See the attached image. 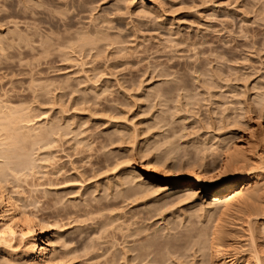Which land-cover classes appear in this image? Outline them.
<instances>
[{"label":"rangeland","instance_id":"1","mask_svg":"<svg viewBox=\"0 0 264 264\" xmlns=\"http://www.w3.org/2000/svg\"><path fill=\"white\" fill-rule=\"evenodd\" d=\"M6 1H8V3L10 1L11 4L13 3L12 4L13 5L12 10H16V14L19 13V12H17L18 10L20 11V14H18V17L16 19H18V21H19L20 28H23L24 27L23 25H25L24 22L26 21V19L24 20L25 14L23 15V13H22L23 9H21V8H23V5H24L22 0H18V3H17V0L16 1L15 0H6ZM65 1H67V0H64V1L60 0V2H62V3L60 4V2H58L59 5L57 7H54L52 5L53 8L51 7V5H49V7H48V5L46 4V1H43V2L40 1V3L42 2L43 4L41 5L42 7L39 6L38 10L44 9L43 11L46 14L43 15L45 17L43 19H45L46 21H44L40 25L37 24L36 26L37 27L39 26L41 28L42 27L45 28L48 25V21L49 22L50 21H53V22L57 21L58 22V20L60 21V19H61L60 22H62V20L64 21V18L66 20V17H68V18L69 17L70 18L76 17V18H74L75 20L73 19V22L75 24H77L76 27H79L81 22H82L81 24H83V25L85 24L84 25L85 27H87V25L89 27L90 23H91L90 26H92V20L95 21L96 15L99 14L100 16L98 15L99 17H97L96 22L98 24V21H99V25H101V26L103 25L104 28L106 25H108V22L103 24V22L100 23L99 19L103 20L105 17L107 20H110V18H111L112 21L110 22L109 26L108 27L106 26V27L108 30V36H111L110 38L112 39L114 44L112 43L111 39H109L111 42L110 44H109V40L107 41L108 36H106L107 30L105 28V31L104 30L103 31L106 34L105 33H103V34L107 38L105 39V42L103 40V42L101 41L102 43L101 42L100 43L101 44L106 43L109 46L107 48L105 45L103 46L104 52H102V53L100 52L101 54L99 53L100 57L97 56L98 54L93 55V52L91 53L93 56H95L94 58L96 60L92 57L91 54H89L86 57H85V55H87V54L81 55V57L79 55V58H75L76 60H72V62H71V60H69L70 62L68 60H66V62L64 60V62H63L62 60L60 61V59H59L60 57L53 58V56H52V58H50V59L51 60L54 59V60H53V62L49 63V66H48V64H46V61H44V59H40V61H38L39 62L38 68H41L43 70L42 72H44V73L41 72V74H39V73L35 74L36 71L33 72L32 70L30 72L29 68L31 69V66L29 64L31 61L29 60V64H28V62H27L28 59H26V58H25V60H23L24 58L22 59V57H21V58H19V61H17L18 59H16V58H7L6 63L3 65V68L0 70V98H1L0 100L8 99L9 96H11V98L14 96V98H12V100H11V98H9L12 102H14L13 103L14 106H17V105H15V103H17V104L19 103L18 105H24L25 104V106L31 107L30 108L31 111L29 110V115L30 116L32 115L35 118V119H33L35 121H32V123H35L34 126H36V125L38 126L40 123L41 124L44 123V121H47L49 118L51 120L53 119L54 121H56V120L61 121V122H59L60 124H63L67 119H69L72 121V123H69L70 121L67 120L68 123L71 124L72 126L73 125L75 126V127L71 126L70 127L71 129L77 128L80 130L81 126H82L83 129H81V130L87 132V134H85V135H83L84 133L79 135L78 138L82 135H83L82 137L89 135L87 137L90 138V140L94 139V138H96V139L93 142V144L91 145V149L88 148L87 149L88 151H86V149L84 148V151H86L88 153L89 157H87V153L84 152L82 155H83V157L84 156H86V157L83 158L81 154L75 153L76 152L75 149L72 148V147H75L73 145L74 143L72 144V142H74L76 140L72 137L73 134H68V136L66 135V137L64 136L63 138L61 137V140L62 139L63 140L58 142V144L55 143L57 146L55 145L54 147H52V149H49V150H51V152H53V156H54L52 161L51 160L48 161V163L51 162L50 164H48L47 162H44V161L43 162L40 161L38 163V161H37L38 166H37V168H35L36 170H33L34 173L32 172L31 175H28L25 178H24V175H23V177L20 176L21 177L20 180L16 181V183L14 182V184H12V185L14 186V188H16L17 191L20 190V192H22L27 198L29 196L31 197V198L29 197L28 201L26 200V202H25L27 211H29V212L32 211L34 214H36V216L38 218H43L47 222H50L49 225H51V227L48 226L46 233L43 236L44 238H46L48 236H52L53 238L58 239V237H59V239H60V240L58 239L59 243L61 240H62V243L64 240L65 241L69 240V241H72V242L68 241L70 243V244L67 243L69 245V247L70 248H77V249L84 246L85 245L84 243H86V242L87 243H89L91 241L93 242L94 245L92 243H89L90 247L92 244V247L91 248L89 247L90 249L87 248L88 250L87 249L85 250V251H87V252H85L86 255H85L84 251H81V250H79V251L81 254L84 253L83 255H81L80 253H77L78 255L80 254V257L78 258V262L80 264H85L84 261H86L90 257H91V261L90 260L88 261L89 264H91L92 262H93L92 264H98V263L104 264L103 261L107 260L106 258H108L110 256L111 257L108 259L110 260L111 258H115L114 260L117 262L116 264H122V263L126 264V262L129 261L130 259H133L132 260L133 264H151L152 263V261H150L151 255L147 254L148 258L146 260L143 257H141L144 260L141 259V260H143V262L140 261V263H139V261L137 262L138 258L135 259V258H133V256L138 257L137 253L140 250H138V252H134V251H137V249H139L141 245H143L145 250H147V248L149 249L150 245L154 244L157 239H159V240H157L158 242L156 241V243L161 244V246H160L161 249L163 248L162 245L164 246L166 244V245H168L167 246L168 250L172 248L175 250H170V251H174L177 254H179L181 252L180 253L181 255L179 254L178 256H177V254H174V252H172V255H173L172 256L170 251L168 252L167 249L165 248L166 245L164 246L165 251H166V253H165L164 248H163V250H161L160 248H158L159 245L157 244L158 246H156V249H160V251H162V252L164 251L163 253L166 255L164 259L166 260L167 257L169 258V259H167L166 262H164L165 261L164 260L162 262L163 264H172V263L173 264H188V263H190V261L192 262L190 264H202L201 260H200L201 257H199L200 253L196 252V246H194L195 248L192 246L194 241H195L194 239L197 240V237L196 236H195V238L192 237L193 238L192 239L191 237L187 236L188 231L186 229L189 228V224H192L194 227H197V228L202 227L205 224V222L208 220V217L210 215L209 213H211L210 210L212 211L214 209V205L206 206L205 204L200 203V201L197 199L189 198L188 200H186L187 199L186 197H184V198L181 196L179 197V196H176V194H169L172 196L169 197V195H168V198H167V195H163V193L158 192L159 190H157V189H155V191H157V192H155L153 189H154V187L157 188V186H158V188H160L162 186V189H160V191H161V190H163V186H164V185H161V182L163 180H167V179H171L172 181L175 180V178L171 176L172 175L171 163H174L171 161L175 160V163H177V161H178V157L174 156L175 155L174 153H176V152L180 153V157L182 159H180V157H179V161L181 160V162H184L187 159L185 157H190V153H188L189 151L190 152L196 151V150H192L193 147L191 145L195 146V145H198L200 143L199 144L200 147L203 146V145H201V143L203 144V142L200 141L201 140L200 138L205 140L209 136V138H208L209 140L212 138L211 142L207 141L208 140L207 139L204 142L205 145L206 144L208 145L210 143V145L214 144V146H215V145H219L221 140L223 141L225 139V138H223L224 137L223 134H225V137H227V136L229 137L230 131H233L234 128H236V127L233 126V127H228L229 129H227V128L221 129V126H220L221 124L217 120H221L222 117L224 118L225 116H223V115H227L228 113L229 114L232 113V116H234V117H236L238 115L237 118L239 117L240 119L238 118L236 121L234 118L235 122H237V123H240L241 120H242L241 122H245L246 120H248L249 122H255V121H257V119H261L262 121L264 120V104L263 105L261 104L262 106H260L259 104L256 105L252 100L253 97H255V95H256V94L254 95L255 92L257 93L256 96H258V95L263 96L264 95L261 93V92H264V89L261 88L264 86L263 85L264 84V81H263L264 80V45H261L262 43L260 42V38L262 36H264V22H263L264 18H262V17H264V9H262V7L264 8V4L262 5V2H264V0H158L157 4L155 3V5L150 4L148 1V3L150 4L149 8L150 9L155 8L154 9L155 12H153L154 10L152 9L153 13L151 12V13H144V14L141 12L139 14V11L137 8V6L139 7V3L137 0H132V1L130 0L129 2L122 0L123 3H122V1L120 3V0H102V1L101 0H84V1H86V2L83 1L84 3L75 2L76 0L75 1L69 0V2L67 1L69 4H66ZM77 1H79V0H77ZM130 2H132V3H130ZM73 3H74V5H73ZM119 3H120V5H119ZM18 4H19V6H18ZM65 4L67 6H65ZM78 4H79V6H78ZM125 4L127 5V7L125 6ZM16 5H17L18 10L16 9ZM44 5H46V7ZM59 6L60 7L62 6V7L59 8ZM115 6L121 7V9H117L118 14H117V10L115 9ZM4 7H6V6H4ZM4 7L1 6V4H0V9L2 8L4 10L5 9ZM35 8H36V6H35ZM62 8H63V11H62ZM146 8H148V7H146ZM56 9H58L59 11ZM259 9H261V10H259ZM45 10H46V12H45ZM47 11H49V13L50 12L52 13V14L50 13V15H52L53 18H52V16L51 17L49 16V13ZM56 12H58V13H56ZM77 12H78V14H77ZM260 12H261V14H260ZM60 13H62V14L59 15ZM113 13H114V15H113ZM103 15H104V17H103ZM43 16H41V17H43ZM93 16H94V18H93ZM54 18H55V20H54ZM9 20H11V19H9ZM21 20H22L23 24L20 23ZM79 20H80V22H79ZM261 20H263V21H261ZM96 22H94L93 25ZM6 23H7L6 21H2L0 23V34H1V36L3 35L4 37H8L7 30L9 32V29H12V25L6 24ZM111 23H113V25ZM8 25H9V27H8ZM103 26H102V28H103ZM7 27H8V29H7ZM112 27H114V28H112ZM117 27H119V28H117ZM121 30H122V32H121ZM230 30H231V32H230ZM120 33H122V34H120ZM230 34H231V36H230ZM104 35H103V37H104ZM113 35L117 36L118 39H117V37L113 38ZM206 36L210 40L208 42L210 44H208V45H211V47L214 50L211 52L206 51L204 53H197L196 49H194L195 50V52H194V50L191 48L189 42L193 41V40H199V39L204 38ZM251 37H252V40H251ZM253 37H255V38L253 39ZM119 40H122V41L120 42ZM123 40H124V42H123ZM115 42H116V44H115ZM119 42L121 45L119 44ZM248 42L250 43V45ZM118 46L121 47L120 50L116 49V48H118ZM195 46L198 47L199 45L196 44ZM8 49H6V50H8ZM229 49H231L232 53L234 52V54L236 56L234 54H232L231 51H229ZM6 50H5V52L10 51V50L6 51ZM226 54H228V57ZM72 55L74 58V56L76 54H72ZM229 55H234L235 58L233 59L232 56L230 58ZM77 56H78V54H77ZM180 57H181V59H180ZM177 58H179V59H177ZM206 58H208L207 60H210L211 62L207 61ZM227 58H230L231 60L230 59L228 60ZM20 60H21V62H20ZM205 60L207 62H205ZM77 61H78V64L80 65L79 68L81 67L82 63L84 62L81 69L87 70L89 68L90 71H87L86 73L84 72L85 70L77 72V70L79 69ZM80 61H81V63H80ZM189 62H191V64ZM201 62L203 64H201ZM70 63L72 64L71 67H70ZM85 63H86V65L84 66ZM211 63L213 65H211ZM33 64H37V60H36V63L33 62ZM75 64H77V65H75ZM192 64H193L194 68H196L195 66H198L197 64H199V66L202 65L200 67H204V64H205L204 69H205L206 73L205 72L204 73L206 76H208V78L212 74H214L216 71H214V73L212 72V74L208 73L209 69L208 68L206 69L207 65L208 66L211 65L210 66V70H211V69H214V66H216L215 67V69H216L218 67L217 65L222 64L223 65V66L221 65L222 69H226V72H224V74L225 73H228V74H225V75L223 73L220 74V72H223L225 70H222L221 67L219 66L218 68H220L221 71H220V69H217V70H218L220 75H223V77L220 76V78H222L223 80L220 79V82H219V80H218L219 74H217L218 72L215 73L214 76L212 75L214 78H212V80L210 78V80L212 82L213 80L217 79L216 81H218L220 84H222V86H219L220 84H218V87H217L218 82L217 83L215 82L216 87L215 86L213 87V83H211L209 81V79L207 80L206 76L205 77H204V75L202 76V74H204V73L200 72L201 75H199L200 73H198V72H196L197 74L195 72L193 73V71H192L194 69L193 67H192L193 69L191 68L192 70H190V67H191L190 65H192ZM32 66H34V65H32ZM93 66L94 67L96 66L98 68L96 71L94 70V72L92 70L94 68ZM188 66H190V67H188ZM226 66H227V68L231 67V69L228 70L227 68H223ZM48 67L49 68L51 67V69H48ZM57 67L60 68L61 70L60 69L57 70ZM66 67L68 68L69 71L67 70ZM173 67L176 71H173ZM64 68H66V69L64 70ZM170 68H172V69H170ZM178 69H180V70L177 71ZM182 70H183V72H182ZM207 70H208V72H207ZM172 71H173V73L177 72L176 74H178V75L174 76L175 73L174 74L171 73ZM75 72H77V73H75ZM189 72H192V73H189ZM83 73H85V75ZM165 73L166 74L168 73V74L165 75ZM169 74H171V75H169ZM216 75H217V77L215 78ZM172 76H174V77L172 78ZM200 76L203 77V79ZM89 77H90V79H88ZM205 78L207 81H209L212 84L211 88H210V85H207L209 82L207 83V81H205ZM87 79H88V81H87ZM175 79H177V81ZM184 80H186V82ZM201 80H204L205 82L204 81L203 82L205 84H203ZM221 80L223 83L221 82ZM80 81H82V82H80ZM173 81H176V82L173 83ZM178 81H179V83H181L180 84L181 87H182V85H184L186 83V86L184 85V87L186 89L189 88L188 83H189L190 87L194 86L196 84L195 85L196 88L194 87L193 89H188V90L185 89L187 92L185 90L183 92H181L183 90L182 89L183 87L180 90H178L180 92L179 94L184 93V95L188 94V91H190V90L193 92V96L195 95L194 97L196 99H199L198 102L195 99L196 103L194 101V103H195L194 107L195 108L192 107V105L190 104L191 106H189V105L184 106L185 108L183 109V107L180 105L181 103L175 104L174 100H172L174 102H170L171 99L169 97H168L169 100H166L167 95L170 96L173 94V93L172 94L170 93V95H169V92H170L169 89L171 88V85L173 86L174 84H176L179 86V84H177ZM199 81L203 84V87ZM50 82H52V83L49 84ZM71 83L73 84V86H71L72 85ZM76 83H77V86H75ZM158 83H160V84H158ZM198 83H199V86H198ZM64 84L66 86H69V88H70V86L76 87L75 90H77V92L76 91L70 92V90ZM169 84H170V88L168 89ZM204 85H207V87H205ZM223 85L225 86V88H222V87H224ZM233 85H235V86L233 87ZM40 86L41 87L45 86V88H43L44 91L42 90V88L40 89ZM91 86H92V88L96 87L93 89L94 90L96 89L97 92L100 91L99 89H104V86H107L106 87L107 90H105V92L106 91L107 92L105 93L104 90H101V92L103 91L102 96L100 95L101 93L98 95H95L96 91L94 92L95 94L90 93V92L94 91V90L90 91L92 89ZM159 86H162V88H164L165 86L166 87L164 89H162ZM187 86H188V88H187ZM229 86H230V89L233 91H231L229 89ZM32 87L34 90H36V89H39V90L34 91L32 89ZM64 87H66V88H64ZM155 88H157L160 92L162 91L163 94L162 93L160 94V92H159V94H160L159 96L161 97L162 100L159 99L160 97L157 98L158 94H157V96H155V93L153 92ZM166 88L169 92L164 93L166 91L165 90ZM217 88H219V89H217ZM221 88H222V90H221ZM253 88H255V89H253ZM46 89H48L49 91ZM157 89H155V91ZM195 89L197 91H200V92H197L198 94L199 93H201V94H199L197 96V93L194 92V91H196ZM208 89H209V91H207ZM151 90H152V92H151ZM163 90H165V91L163 92ZM256 90L257 91L259 90V91L257 92ZM33 91L36 94L33 93ZM47 91H48V94L46 93L47 96H45L44 92H47ZM191 91L189 93H191V96H192ZM204 91H206V93H204ZM221 91H222V93L224 92L223 94H226V95H224L226 98L225 103L222 102V101H224V99H223L224 97L221 96L222 97V100H221V97L219 96V93ZM225 91H226V93H225ZM234 91H236V92H234ZM82 92L86 93V95H84L86 97L91 98L94 96V98H96L95 96L100 95L99 96L100 98L98 97L99 99L96 98V100L98 99L97 101L94 99V101H90V102L85 103V104H76V103L74 104V102L77 100L78 97H79V99L81 97H83V96H81L83 94ZM215 92H217V93H215ZM227 92H229V94ZM242 92H244V93H242ZM259 92H260V94H259ZM161 95H164L166 98L164 96H161ZM220 95H221V93H220ZM19 96H20V98H19ZM173 96L174 95H172V97ZM183 96L180 95V102H182V101L184 102ZM196 96L200 97V98H197ZM229 96H230V98H229ZM194 97H193V99H194ZM234 97L236 99H234ZM255 98H256V100H258L257 97H255ZM261 98H264V97H261ZM13 99H15V100H13ZM16 99H19V100H16ZM174 99H175V97H174ZM181 99H182V101H181ZM237 99L238 100L240 99L241 102L238 101L236 103ZM20 100H21V102H18ZM42 100H44V101H42ZM200 100H202V101H200ZM230 100H232V101L234 100V103H232V101L230 102ZM163 101L165 104L164 108L166 107V110L169 108L167 110L168 112L165 111V109L163 108ZM219 101L221 103H223L222 105H224V106H221L219 104L220 103ZM261 101L262 100H260L259 103H261ZM160 102H162V103H160ZM165 102H167V103H165ZM229 103H231V104H229ZM13 104H11V105H13ZM233 104H234V106H230ZM173 105L176 108H177L176 105H178V108L180 106V110L175 108L176 110L179 111L177 114H176L177 111H175V109H172V108H174ZM218 106H220L221 108H218ZM252 106L253 107L255 106V108H253ZM256 106H258V107H256ZM170 107H172V108H170ZM181 107H182V112H181ZM189 107H191L192 109ZM227 107L230 108L229 109L230 112L228 111ZM239 107H241L242 109H240ZM162 108L164 109V111H163L164 113L167 112V114L165 113L167 118L164 117L163 112H161ZM225 108H226L228 113H226ZM187 109L192 110V112L189 110L187 111ZM244 109L245 110L248 109L249 112L248 111L244 112ZM172 110H174V111H172ZM183 110L184 111L186 110L187 112L186 111L184 112ZM220 110L221 111L224 110L225 113H224V111L221 112ZM257 110H260V112H258ZM160 112H161V115L163 114L162 118H164L162 120V122L167 120L165 125H164V122L162 123L159 121V118H161V115H159ZM174 113L176 115H174ZM234 113H236V114L238 113V114L236 115ZM244 113H246V115ZM241 114H244L243 118H241ZM221 115H222V117H220ZM36 116H37V118H36ZM157 117H158V119H157ZM180 117L182 119H180ZM246 117H247V119L245 120ZM194 119H195V122H194ZM157 120L159 122H157ZM181 120H183L184 124L181 123ZM169 121H170V123L167 124ZM196 121L198 122L197 123L198 125L196 124ZM178 122L180 124H178ZM76 123H78V124L76 125ZM81 123H82V125L80 126ZM94 123H96V124H94ZM112 123L114 125L116 123L118 124V125L116 124L114 126L115 128L113 127L114 131H115L116 127H124V125H127V124H128L127 126H130V124H132V126H133V124L134 125L136 124V128L138 129V130L135 129L136 131H138V132H136L137 138H135L134 143H133V141L131 143V140H129L128 138L125 137L124 139H122L123 142L121 140V142L119 141V143H116V142H118V141H116V142H114L113 145H110V146L107 145V146H109L107 148H106V146L103 147L104 149L100 148L99 150L101 153L102 152L109 153V154H107V155L105 154V155L108 158L110 157L109 159L112 158L110 160L112 162L111 165H114L113 161L115 162L117 159L123 160L125 162L121 163L122 161L120 162L117 160L116 162L117 163L119 162V164L120 163L121 164H120V167L118 165V168H116V166H114L115 171L112 169L113 167L111 165H109L106 168L105 167H103L102 169L100 168V171L97 170V171H99L98 175L100 173V176L98 177V175H97V176H94L95 177L94 178L93 174L91 175V171L89 170L90 168H92L90 165L95 158L94 149H96V147L98 146V140H100L101 138H104V136H106V135L110 136L114 132L113 129L112 130L110 129L113 126ZM159 123H161V124H159ZM199 123H201L202 125ZM121 124H122V126H121ZM181 124H183L184 126ZM199 125H201L202 128L199 127ZM78 126H79V128H78ZM94 126L95 127L97 126V127L95 128ZM179 126L180 127L183 126V128L184 127L185 128L180 129ZM109 129L111 132L110 131L107 132ZM199 129H201V130H199ZM244 129H246V128H244ZM244 129H242L241 133L239 132L240 135L243 133L244 134L246 133V131ZM101 130H102V132L105 133V135H103L104 133L100 132ZM173 130L175 133L173 132ZM224 132H226V133H224ZM93 133L97 134V135H94ZM108 133H110V134H108ZM101 136H103V137H101ZM213 136H214V138H213ZM218 136H220V137L223 136V137H221L222 139H219L220 137H218ZM72 138L74 139V141H72ZM98 138H100V139H98ZM105 138H107V137H105ZM113 138L115 139L116 137H113ZM196 138L198 139L199 143H197L198 141ZM136 139H137V141H136ZM90 140H88V141H90ZM192 140H194V141L191 142L192 143L191 144L190 141H192ZM195 142L197 144H195ZM106 143H108V142H106ZM181 143H182V145H181ZM187 144L188 145L191 144L190 147H192V148H189L190 150L186 149L189 147ZM168 145H170V146L173 145L174 148H176V146L178 147L180 145L179 148L178 149L176 148L175 152L172 153L174 155L171 154L175 159H173V158L171 159L170 155L169 156L167 155L168 157L166 156L168 159L166 157L165 158L162 157L163 155L161 156V152H163V151L166 152L165 150H167ZM199 145H198V147H199ZM170 146L168 147L169 149H170ZM156 147L158 149H156ZM200 147H199V149H200ZM174 148H172V149H174ZM184 148H185L187 154H189V155L185 156L183 154L185 156L183 158V156H182L183 152H181V151H183ZM196 148L197 147L195 146V149ZM42 149L33 151V152H35L34 153L35 155L38 152L36 155L38 158L41 156V154H42V157L44 156L43 154L45 152H43V151H45V150L44 149L42 150ZM72 149L74 150V154H73ZM111 149L112 150L115 149V151H112ZM161 149H163V150H161ZM107 150H109V151H107ZM139 150H141V151H139ZM110 151H112V152H110ZM156 151H158V153ZM186 152H184V153L186 154ZM111 153H113L114 156ZM34 154H33V156L36 157ZM108 155H110V156H108ZM118 156L120 158H118ZM86 158H88V159H86ZM161 158H163V159H161ZM190 159H191V157H190ZM127 160H129V162H127ZM187 161H188V159H187ZM128 165L129 166L135 165L143 173L142 177L147 176V175H153L154 176L152 184H155L156 186L153 185L154 186V187H152L153 189H151L149 187L150 188L149 191H154L155 194H154V192H152L150 194V192H148L146 190L151 195L150 196L148 194L149 195L148 196L145 193V191L139 193L140 191H138L136 188H135L136 193L133 192L134 191L133 185L139 180V178L138 179L136 178L137 181H136V179H134V180L129 179V180H131V182H130L131 184H128V183H127V185L122 184L121 185L122 187L121 186L120 187L114 186L115 185L114 182L118 181L117 178L120 177L119 175H121L123 173L122 171H124V169H127L129 167ZM110 166L112 167L111 169L109 168ZM72 168H75V170H72ZM169 169H170V171H169ZM85 170H87V171H85ZM197 170H198V168H197ZM52 171H54V172H52ZM55 171H57L56 174H55ZM172 171H173V169H172ZM83 172L87 173V174L86 173L84 174L85 177H81V176H83L82 175ZM101 172H102V175H101ZM104 172H106V173L104 174ZM52 173H53V175H52ZM116 175L119 177H117ZM78 179H79V181H78ZM132 182H133V184H132ZM107 183H108V185H107ZM99 185H101L100 188H99ZM128 185H131V188L129 190H131V189L133 190L130 193H129L128 188H126V186L129 187ZM104 186L106 187V189ZM107 186H109V190L107 189L108 188ZM113 187L114 188L116 187V189L117 190L119 189V191H116V189L114 190ZM95 188H96V191H95ZM110 188H112V189H110ZM122 189L125 190L124 193L122 192L123 191ZM106 191L108 193H106ZM112 191L113 192L114 191L119 192V194L122 192V195L128 192L129 196L123 197L124 195L123 196L120 195L119 196L120 199H119L117 196L118 193L117 194L115 193L114 194L115 197H114ZM137 192L139 193V196H138ZM100 193H102V194H100ZM142 193H144L145 196H144V194L142 195ZM105 194H106V196H110L111 198H113L115 200V202L113 200H111V198L104 196ZM130 194L132 195V197H133V195H135L136 197H133L134 198L133 199ZM164 194H166V193H164ZM126 195H128V194H126ZM177 195H179V194H177ZM116 196H117V198H116ZM137 197L140 199H138ZM165 197H166V199H165ZM36 198H37V200H39V202H35ZM101 198H102V200H100V202H99L98 199H101ZM128 198H132V199H128ZM135 198L137 199V201L135 200ZM91 199H94V201ZM95 199H96V201H98L97 203H96ZM105 199H108L109 202ZM176 199H177V201H176ZM124 200H126V201H124ZM133 200H135V201H133ZM182 200H183V202H181ZM105 202H108V203H105ZM171 202L172 203L175 202L176 204L172 205ZM79 203H80V205L78 206V208L75 206L76 209H73L74 206L72 204L78 205ZM168 204L169 205L171 204V205L168 206ZM111 205L115 209L117 208L115 210V212H114V208H112ZM81 206H83V208ZM85 206H88V207H85ZM97 206L99 208L100 207L103 208L105 206V209H108L109 211H105V210H102V212L98 211L97 209H95V208H97ZM107 206H109L110 209ZM146 206H147V208H146ZM163 207H165V209ZM200 207H202L203 209ZM84 208H85V210H86V208H88L91 210L93 209L95 211L89 210L91 212L89 214L87 211L84 210ZM81 209H83L86 213H88V215L83 210L82 211L84 214L81 213L82 212ZM158 209H160V210H158ZM74 210L78 211V215H81V214H83V215L79 216L78 218L76 217L77 219H73L74 216L76 215V213H75V215H73L74 212H76ZM79 210H80V213H79ZM194 210H196V212ZM68 211H70V212H68ZM71 211L72 212L74 211L73 214L71 213ZM111 211H112V214L110 215ZM159 211H161V212H159ZM192 211L195 213H193ZM100 212L103 214H101ZM212 212H214V213H213V215L211 213V215L213 217H215L217 214L214 216L215 211L213 210ZM69 213H71V214H69ZM120 213H121V215H120ZM133 214L134 215L136 214V216H134ZM194 214H196V216H194ZM102 215L103 216H109L110 215V217L114 216L113 218L117 219L116 222L114 220L113 221L110 220L111 219L110 217H109L110 219L107 217L110 221L108 219L107 220L104 219V220H106L105 223H107V221H108V223L109 222L111 223V221H112V222H114V224L115 223L116 224L114 225L111 223L109 225L107 223L106 225H108L109 230L108 229L105 230V228L107 227L106 225H105L106 226L105 228H104V226L100 227L102 225L101 223L103 222V218H105V217H101ZM177 215H179V216L177 217ZM211 215H210V219H212ZM115 216H117V217H115ZM118 216L120 217L119 223H118ZM129 216L131 217V219ZM200 217H202V219H200ZM177 218H178V220H177ZM138 219H140V220H138ZM174 219H175V221H174ZM191 219L192 220L194 219V221H193L194 223H192ZM124 220L125 221L127 220V224H125L126 223L125 222V223H123L124 224L123 225L121 223L124 222ZM129 220H131V221L129 222ZM140 221H141V223H140ZM187 221L189 223H187ZM53 222H56V224ZM99 222H101V223H99ZM195 222H196V224H195ZM51 223H53V224H51ZM197 223L199 226L200 225L201 226L199 227L197 225ZM236 223L241 224V222H239V221L238 222L236 221ZM263 223L264 222L261 219H260V222H257L255 225L252 223L254 225V226L252 225V227L257 228V229L255 228L256 232L259 231V234H257L258 238L261 237L260 240L257 239L258 247H259V245L260 246L262 245L261 248H259L260 250L262 249L261 250L262 252H260V253H262L261 255H263L262 256L263 259L261 258L262 259L261 264L262 263L264 264V241H263L264 238L261 235L264 231L263 230L264 229ZM61 224H63L62 228H59V226L61 227ZM117 224L118 225L121 224V226L120 225L118 226ZM181 224H183V225H181ZM239 224L238 225L236 224L235 227H238V228L241 227L240 228L241 230L238 228H235L236 230H239V232L237 233L238 237H236L238 239H236V242L233 243L234 244V245H232L233 247L231 246V251L233 253H235V256H237V258L243 257L242 259L240 258L238 260L239 264H246V263L247 264H249V263L250 264H257V263H254V261H252L250 259L249 260L251 262L250 261H248V262L244 261L245 260L244 258H246L247 254H248L247 250L248 251L250 250L251 245H250V243H248L249 241L246 240V239H248L247 238L248 233L245 232V230H244L245 224H244V226L242 224L240 226ZM258 224H259V226H258ZM116 225L118 226V228L121 227L120 229H122V230L119 229L120 231H122L121 233H120V231H117V228H115V227H117ZM128 225H131V226H128ZM184 225H185L186 229L184 228ZM125 226H127V227H125ZM138 226L139 227L142 226L141 227L142 229L144 228L142 230L143 233H141L140 236H138V235L140 233L139 229H141V228H139ZM242 227H244V228H242ZM101 228H102V230H101ZM190 228H193V227L191 226ZM132 229H134L135 231ZM136 229H138L139 233L137 232ZM172 229H174V230H172ZM175 230H177V231H175ZM103 231H108V232L106 233ZM111 232H113V234ZM135 232H137L138 235L137 234L135 235L134 234ZM154 232L156 234H154ZM165 232H167V233H165ZM133 235L136 237H134ZM180 235H181V237H180ZM147 237L149 239L151 238L150 240H153V243H150V245H148L149 247H147V243L149 242V239ZM166 237H168V238H166ZM189 238H190V240H189ZM175 241H177V243ZM62 243H60V244H62ZM172 243H174V244H172ZM138 244H141V245L138 246ZM184 244H185V246L186 245L187 246L184 247L183 246ZM131 246H132V248H131ZM153 246L155 247V244ZM153 246L151 245L150 248H153ZM234 246H236L237 248H234ZM95 247H96V249H95ZM169 247H171V248H169ZM175 247H177V248H175ZM190 247H192L193 249H191ZM239 247H241L243 250ZM133 248H136V250H132ZM179 248H182V249L186 248V250L183 249L184 250L183 251ZM232 248H233V250H232ZM123 249H125L124 251L127 250L126 254L123 251ZM141 249H142V247H141ZM154 249L155 248H153V250ZM176 249L178 251H176ZM189 249H191V251L193 250V252H191ZM149 250H151V249H149ZM235 250H237V251H235ZM141 251L146 255V253L143 250H141ZM245 251L247 254L245 253ZM133 253H136V254H133ZM147 253H151V251L150 252L148 251ZM167 253H170V254H167ZM236 253H237V255H236ZM94 254H96V255H94ZM91 255H93V257ZM124 255H125V257H124ZM169 255H171V256H169ZM188 255L190 258L188 257ZM95 256L97 258H95ZM131 256H132V258H131ZM116 257H118V258H116ZM123 257L125 259L129 258V260H126V261H125V259H122L124 261L119 260ZM184 257L186 260L184 259ZM170 258H171V261H170ZM179 258L182 262L179 261ZM148 259H149V262H148ZM97 260H99V261L97 262ZM118 261H120V262H118ZM145 261H147V262H145ZM183 261H185V262H183ZM88 262L86 264H88ZM129 263L131 264V260L129 261ZM129 263L127 262V264H129ZM157 264H160V263H157Z\"/></svg>","mask_w":264,"mask_h":264},{"label":"bare ground","instance_id":"2","mask_svg":"<svg viewBox=\"0 0 264 264\" xmlns=\"http://www.w3.org/2000/svg\"><path fill=\"white\" fill-rule=\"evenodd\" d=\"M16 1V0H15ZM40 1H46V4L48 5V7H49V5H51V7L53 8V6L54 7H57L58 5H59V3L58 2H60V0H22V2H23V8H21V9H23L21 12L23 13V15H24V20L26 19V23L24 22V24L25 25H23L24 27L23 28H20V24H19V21H18V19H16L17 17H18V14H20V11L17 9V5H16V9L18 10L17 12H19V13H17L16 14V10H12V7H13V3L11 4L10 3V1H9V3H8V1H6V0H1L0 1V4H1V6H6V7H4L5 9L3 10L2 8L0 9V23L2 22V21H6L7 23L6 24H11L12 25V29H9V32H8V30H7V35H8V37H4L3 35L1 36V34H0V70L3 68V65L6 63V60H7V58H16V59H18L17 61H19V58H21L22 57V59L23 60H25V58L26 59H28L27 60V62H28V64H29V60L31 61L30 62V66H31V69L29 68V70H30V72H31V70L33 71V72H35V74L36 73H39V74H41V72L43 71L41 68H38V61H40V59H44V61H46V64H48V66H49V63H51V62H53V60H51L50 58H52V56H53V58H57V57H60L59 59H60V61L62 60L63 62H64V60H65V62H66V60H71V62H72V60H76L75 58H79V55H80V57H81V55H84V54H87V55H85V57L86 56H88L89 54H91L92 52H93V55L94 54H98L97 56H99L102 52H104L103 51V46L105 45L106 46V48L109 46V45H107L106 43H103V44H101L102 42H103V40H104V42H105V39L107 38L106 36H108V30H107V27L109 26V24H110V22L112 21L111 20V18H110V20H107L105 17H104V15H103V17H104V19L103 20H101V19H99L100 20V23H102L103 22V24L104 23H107L108 22V25H106L105 26V28H106V30H107V35L105 36L103 33H105L104 31H105V28H104V26H103V28H102V26L101 25H99V21H98V24H97V22H96V19H97V17H99L100 15L99 14H97L96 15V17H95V21H93L92 20V26H90L91 25V23H90V25H89V27H88V25H87V27H85L83 24H81L80 23V26L79 27H76L77 26V24H75L74 22H73V19L74 18H76V17H74V18H68V17H66V20H65V18H64V21L62 20V22H60L61 21V19H60V21L58 20V22L57 21H55V22H53V21H48V25H47V27H45V28H41V27H37L36 25L37 24H41V23H43L44 21H46L45 19H43V18H45L43 15H45L46 13H44V9L43 10H38V8H39V6H41L43 3L41 2L40 3ZM62 1H64V0H62ZM68 2H69V0H67ZM67 1H65V3L66 4H69ZM72 1V0H71ZM75 1V0H74ZM84 0H79V1H75V2H82V3H84V2H86V1H84ZM102 1V0H101ZM121 1L122 0H120V3H121ZM124 1H127V2H129L130 0H124ZM132 1V0H131ZM138 1V3H139V7L137 6V8H138V11H139V14H140V12L141 13H151L155 8H149L150 6V4H154L155 5V3L157 4V1L158 0H137ZM148 1H149V3H148ZM13 2V1H12ZM21 2V1H20ZM21 2V3H22ZM119 2V1H118ZM126 2V3H127ZM262 2V1H261ZM17 3H18V0H17ZM31 3V4H30ZM62 2H60V4H61ZM72 3V2H71ZM120 3H119V5H120ZM122 3H123V1H122ZM130 3H132V2H130ZM27 4V5H26ZM65 4V6H67ZM116 4V3H115ZM264 4V2H262V5ZM53 5V6H52ZM64 5V4H63ZM73 5H74V3H73ZM83 5V4H82ZM92 5V4H91ZM118 5V4H117ZM129 5V4H128ZM18 6H19V4H18ZM35 6H36V8H35ZM38 6V7H37ZM45 7H46V5H44ZM72 6V5H71ZM78 6H79V4H78ZM125 6L127 7V5L125 4ZM131 6V5H130ZM153 6V5H152ZM260 6V5H259ZM42 7V6H41ZM62 7V6H61ZM60 6H59V8H61ZM70 7V6H69ZM73 7V6H72ZM146 7H148V8H146ZM7 8V9H6ZM58 8V9H59ZM65 8V7H64ZM130 8V7H129ZM128 8V9H129ZM259 8V7H258ZM20 9V8H19ZM42 9V8H41ZM58 9H56V10H58ZM71 9V8H70ZM115 9L117 10V9H121V7L119 6H115ZM140 9V10H139ZM153 9V10H152ZM262 9H264L263 7H262ZM11 10V11H10ZM53 10V9H52ZM61 10V9H60ZM95 10V9H94ZM125 10V9H124ZM259 10H261V9H259ZM55 11V10H54ZM59 11V10H58ZM62 11H63V8H62ZM73 11V10H72ZM106 11V10H105ZM258 11V10H257ZM45 12H46V10H45ZM48 13H49V11H47ZM66 12V11H65ZM70 12V11H69ZM81 12V11H80ZM88 12V11H87ZM116 12V11H115ZM153 12H155V10L153 11ZM152 12V13H153ZM262 12V11H261ZM261 12H260V14H261ZM51 13V12H50ZM50 13H49V16L51 17L52 15H50ZM56 13H58V12H56ZM76 13V12H75ZM106 13V12H105ZM104 13V14H105ZM52 14V13H51ZM62 13H60L59 15H61ZM77 14H78V12H77ZM117 14H118V10H117ZM99 15V16H98ZM113 15H114V13H113ZM112 15V16H113ZM122 15V14H121ZM41 16H43V17H41ZM73 16V15H72ZM65 17V16H64ZM52 18H53V16H52ZM51 18V19H52ZM63 18V17H62ZM68 18V19H67ZM93 18H94V16H93ZM108 18V17H107ZM262 18H264V17H262ZM9 19H11V20H9ZM13 19V20H12ZM120 19V18H119ZM160 19V18H159ZM28 20V21H27ZM54 20H55V18H54ZM75 20V19H74ZM264 20V19H263ZM263 20H261V21H263ZM140 21V20H139ZM248 21V20H247ZM246 21V22H247ZM79 22H80V20H79ZM94 22H96L94 25H93V23ZM114 22V21H113ZM141 22V21H140ZM148 22V21H147ZM251 22V21H250ZM264 22V21H263ZM20 23H22V20L20 21ZM257 23V22H256ZM3 24V23H2ZM5 24V25H6ZM23 24V23H22ZM112 25H113V23H111ZM43 25V24H42ZM45 25V24H44ZM83 25V26H82ZM260 25V24H259ZM111 26V25H110ZM8 27H9V25H8ZM8 27H7V29H8ZM116 27V26H115ZM41 28V29H40ZM112 28H114V27H112ZM117 28H119V27H117ZM104 30V31H103ZM110 30V29H109ZM103 31V32H102ZM23 32V33H22ZM121 32H122V30H121ZM227 32V31H226ZM230 32H231V30H230ZM106 34V33H105ZM120 34H122V33H120ZM119 34V35H120ZM254 34V33H253ZM103 35H104V37H103ZM118 35V36H119ZM230 36H231V34H230ZM111 36H108V38H107V41L109 40V39H111L110 38ZM114 37H117V36H114L113 35V38ZM256 37V36H255ZM255 37H253V39L255 38ZM117 39H118V37H117ZM251 40H252V37H251ZM102 41V42H101ZM111 41H112V39H111ZM117 41V40H116ZM120 42L122 41V40H119ZM210 40L207 38V36L206 37H204V38H201V39H199V40H193V41H190L189 42V44H190V46H191V48L194 50V49H196V52L197 53H204V52H206V51H209V52H211V51H213L214 49L211 47V45H208V44H210V43H208ZM233 41V40H232ZM254 41V40H253ZM101 42V43H100ZM120 42H119V44H120ZM123 42H124V40H123ZM260 42L262 43L261 45H264V36H262L261 38H260ZM111 42H110V40H109V44H110ZM112 43L114 44V42L112 41ZM118 43V42H117ZM232 43V42H231ZM247 43V42H246ZM249 43V42H248ZM115 44H116V42H115ZM188 44V45H189ZM196 44H198L199 46L198 47H196L195 45ZM112 45V44H111ZM121 45V44H120ZM249 45H250V43H249ZM113 46V45H112ZM115 46V45H114ZM189 46V47H190ZM111 47V46H110ZM9 48V49H8ZM105 48V49H106ZM6 49H8V50H10V51H8V50H6ZM116 49H121V47H119L118 46V48H116ZM5 50L6 51H8V52H5ZM107 51V50H106ZM228 51V50H227ZM229 51H231V49H229ZM228 51V52H229ZM101 52V53H100ZM121 52V51H120ZM189 52V51H188ZM194 52H195V50H194ZM100 53V54H99ZM231 53H232V51H231ZM230 53V54H231ZM248 53V52H247ZM72 54H76L75 56H74V58H73V55ZM77 54H78V56H77ZM232 54H234V52L232 53ZM92 55V54H91ZM92 55V57L94 58L95 56H93ZM202 55V54H201ZM217 55V54H216ZM227 55V57H228V54H226ZM235 55V54H234ZM234 55H229V57L231 58V56H232V58L234 59L235 58V56ZM248 55V54H247ZM51 56V57H50ZM77 56V57H76ZM224 56V55H223ZM234 56V57H233ZM100 57V56H99ZM190 57V56H189ZM188 57V58H189ZM211 57V56H210ZM220 57V56H219ZM216 58V57H215ZM223 58V57H222ZM230 58H227L228 60L230 59ZM95 59V58H94ZM177 59H179V58H177ZM180 59H181V57H180ZM191 59V58H190ZM205 59V58H204ZM208 58H206V60H207ZM224 59V58H223ZM36 60H37V64H33V62L34 63H36ZM96 60V59H95ZM203 60V59H202ZM205 60V62H207V61H210V60H207L206 61ZM231 60V59H230ZM200 61V60H199ZM20 62H21V60H20ZM62 62V63H63ZM70 62V61H69ZM83 62V61H82ZM211 62V61H210ZM41 63V62H40ZM80 63H81V61H80ZM84 63V62H83ZM83 63H82V65H81V67L83 66ZM87 63V62H86ZM86 63L84 64V66L86 65ZM190 64H191V62H189ZM19 64V63H18ZM77 64H78V61H77ZM77 64H75V65H77ZM200 64V63H199ZM199 64H197L198 66H195L196 68H194V66H193V64L192 65H190V66H188V67H190V70H192L193 68V73L195 72H198V73H204L205 72V69H204V67H205V64H204V67H200V66H202V65H200L199 66ZM201 64H203L202 62H201ZM209 64V63H208ZM28 65V66H29ZM32 65H34V66H32ZM40 65V64H39ZM71 63H70V67H71ZM211 65H213L212 63H211ZM211 65H207L206 66V69L208 68L209 69V72H208V70H207V72L208 73H211L212 74V72L214 73V71H216L215 73H217L218 72V70L217 69H220V68H218L219 66L221 67V69H222V66L219 64V65H217L218 67L215 69V67L216 66H214V69H211L210 70V66ZM215 65V64H214ZM69 66V65H68ZM79 64H78V68H79ZM187 66V65H186ZM81 67L77 70V72H79V71H84L85 73L87 72V71H90V69L88 70H86V69H81ZM94 67V66H93ZM92 67V68H93ZM96 67V66H95ZM91 68L92 70H93V72H94V70L96 71L98 68L96 67V68ZM193 67V68H192ZM230 67V66H229ZM234 67V66H233ZM23 68V67H22ZM53 68V67H52ZM67 68V67H66ZM66 68H64V70L66 69ZM84 68V67H83ZM192 68V69H191ZM203 68V69H202ZM223 68H227V66L226 67H223ZM5 69V68H4ZM21 69V68H20ZM48 69H51V67L49 68L48 67ZM60 68H58L57 67V70H59ZM70 69V68H69ZM170 69H172V68H170ZM185 69V68H184ZM189 69V68H188ZM221 69H220V71H221ZM228 70L229 69H231V67L230 68H227ZM234 69V68H233ZM232 69V70H233ZM22 70V69H21ZM61 70V69H60ZM63 70V71H64ZM67 70H68V68H67ZM91 70V71H92ZM180 69H178L177 71H179ZM186 70V69H185ZM222 70H225V71H223V72H220V74L221 73H223L224 74V72H226V69H222ZM227 70V71H228ZM231 70V71H232ZM55 71V70H54ZM69 71V70H68ZM173 71H176L175 69H174V67H173ZM173 71L171 72V73H173ZM66 72V71H65ZM77 72H75V73H77ZM182 72H183V70H182ZM229 72V71H228ZM22 73V72H21ZM42 73H44V72H42ZM82 73V72H81ZM85 73H83L84 75H85ZM175 73V72H174ZM173 73V74H174ZM177 73V72H176ZM174 74V76H176V75H178V74ZM180 73V72H179ZM189 73H192V72H189ZM201 73L199 74V75H201ZM206 73V72H205ZM205 73L204 74H202V76L204 75V77L206 76L205 75ZM215 73L214 74H212L213 76L215 75ZM168 74V73H167ZM166 73H165V75H167ZM172 74V75H173ZM197 74V73H196ZM210 74V75H211ZM217 74H219V72L217 73ZM218 75L219 76V78H218V80H219V82H220V79H222V78H220V76H222L223 77V75ZM225 74H228V73H225ZM224 74V75H225ZM230 74V73H229ZM163 75V74H162ZM169 75H171V74H169ZM209 75V76H210ZM211 75V76H212ZM174 76H172V78L174 77ZM185 76V75H184ZM183 76V77H184ZM209 77L208 78V76H206L207 77V80L209 79V81L211 82V80H212V78H214L213 76L212 77ZM230 76V75H229ZM67 77V76H66ZM65 77V78H66ZM201 77V76H200ZM217 77V75L215 76V78ZM261 77V76H260ZM87 78V77H86ZM193 78V77H192ZM195 78V77H194ZM202 79H203V77H201ZM210 78H211V80H210ZM237 78V77H236ZM235 78V79H236ZM88 79H90V77L88 78ZM88 79H87V81H88ZM178 79V78H177ZM177 79H175L176 81H177ZM191 79V78H190ZM239 79V78H238ZM33 80V79H32ZM86 80V79H85ZM206 80V78H205V81H207ZM217 80V79H216ZM216 80H213L211 83H213V87L215 86L216 87V83L218 82V81H216ZM223 80V79H222ZM222 80H221V82H222ZM231 80V79H230ZM237 80V79H236ZM176 81H173V83L174 82H176ZM180 81V80H179ZM179 81L177 82V84H179V86L178 85H176V84H174L173 86L171 85V88H170V84H169V86H168V89H169V91L167 90V88L165 89V90H163V92L164 93H167V92H169V95H170V93L172 94V95H174L173 97H172V95H170V96H166L165 94V96L167 97V99L166 100H169L168 99V97L171 99V101L170 102H174L175 101V104H180L182 107H183V109L185 108L184 106H191L192 105V107H194V104L196 103V101L198 102L199 101V99H196L194 96H193V92H192V96H191V93H189L190 91H188V94H186V95H184V93H182V94H179L180 92L178 91V90H180L182 87V91L181 92H183L186 88L184 87V85L186 86V80H184L185 82V84L184 85H182V87H181V83H179ZM195 81V80H194ZM198 81V80H197ZM202 81V83L203 84H205L204 82V80H201ZM204 81V82H203ZM209 81H207V83L209 82ZM264 81V80H263ZM69 82V81H68ZM80 82H82V81H80ZM167 82V81H166ZM200 82V81H199ZM206 83L207 85H210V88H211V83ZM216 82V83H215ZM217 83V87H218V84H220V83ZM225 82V81H224ZM230 82V81H229ZM258 82V81H257ZM48 83V82H47ZM52 82H50L49 84H51ZM65 83V82H64ZM183 83V82H182ZM188 83V82H187ZM195 83V82H194ZM201 83V82H200ZM201 83V84H202ZM223 83V82H222ZM72 84V83H71ZM158 84H160V83H158ZM192 84V83H191ZM200 84V85H201ZM203 84H202V87H203ZM38 85V84H37ZM65 85V84H64ZM70 85V84H69ZM75 85V84H74ZM194 85V84H193ZM196 85V84H195ZM195 85L194 86H191L190 87V85H189V83H188V86H189V88H188V86H187V88L188 89H193L194 87H195ZM207 85H204L205 87H207ZM228 85V84H227ZM264 85V84H263ZM262 85V86H263ZM36 86V85H35ZM50 86V85H49ZM66 86V85H65ZM71 86H73V84L71 85ZM70 86V88H69V86H66L69 90H70V92H77V90H75L76 89V87H71ZM75 86H77V83H76V85ZM108 86V85H107ZM107 86H104V89H99L100 91L99 92H97L96 91V89L94 90L93 88H96V87H93L92 88V86H91V90L90 91H93V92H90V93H94L95 91V95H98V94H100L101 96H102V92H101V90H104V92H105V90H107ZM198 86H199V83H198ZM219 86H222V84H220ZM224 86V85H223ZM232 86V85H231ZM235 85H233V87H234ZM256 86V85H255ZM38 87V86H37ZM66 87H64V88H66ZM159 87H161L162 88V86H159ZM158 87V88H159ZM166 87V86H165ZM164 87V88H165ZM209 87V86H208ZM212 87V88H213ZM254 87V86H253ZM264 87V86H263ZM263 87H261L262 89H264ZM42 88V90H43V88H45V86L44 87H41L40 86V89ZM89 88V87H88ZM102 88V87H101ZM160 88V89H161ZM164 88H162V89H164ZM196 88V87H195ZM198 88V87H197ZM200 88V87H199ZM220 88V87H219ZM219 88H217V89H219ZM222 88H225V86L224 87H222ZM222 88H221V90H222ZM227 88V87H226ZM256 88V87H255ZM255 88H253V89H255ZM260 88V89H261ZM32 89H33V87H32ZM31 89V90H32ZM78 89V88H77ZM150 89V88H149ZM155 89H157V88H155ZM155 89H154V93H155V96H157V94H158V96H157V98H159L160 96V94L162 93V91L160 92L158 89V91L156 90L155 91ZM188 89H186V90H188ZM216 89V88H215ZM229 89H230V86H229ZM34 90V89H33ZM36 90H39V89H36ZM36 90H34V91H36ZM46 90H48V89H46ZM185 90V91H186ZM196 90V89H195ZM206 90V89H205ZM228 90V89H227ZM226 90V91H227ZM231 90V89H230ZM235 90V89H234ZM33 91V93H35ZM44 91V90H43ZM49 91V90H48ZM48 91L47 92H44L45 93V96H47L46 95V93L48 94ZM87 91V90H86ZM207 91H209V89L207 90ZM226 91H225V93H226ZM231 91H233V90H231ZM230 91V92H231ZM257 91V90H256ZM259 91V90H258ZM257 91V92H258ZM41 92V91H40ZM39 92V93H40ZM107 92V91H106ZM105 92V93H106ZM150 92V91H149ZM151 92H152V90H151ZM159 92H160V94H159ZM187 92V91H186ZM195 93H197V92H200V91H194ZM234 92H236V91H234ZM38 93V92H37ZM83 94L81 95V96H83V97H81L80 99H79V97L77 98V100L74 102V104L76 103V104H85V103H88V102H90V101H94V99L96 100V98H98L99 96H95L96 98H94V94L92 95L93 97H91V98H89V97H86V96H84V95H86V93L85 92H82ZM148 93V92H147ZM204 93H206V91H204ZM215 93H217V92H215ZM219 93V92H218ZM220 93H221V95H220ZM219 93V96L221 97H224L223 99H224V101H222V102H224L225 103V100H226V98H225V96L224 95H226V94H223L222 93V91ZM228 94H229V92H227ZM233 93V92H232ZM242 93H244V92H242ZM262 94H264V92H261ZM36 94V93H35ZM43 94V93H42ZM41 94V95H42ZM104 94V93H103ZM163 94V93H162ZM190 94V95H189ZM199 94H201V93H199ZM198 93H197V96L199 95ZM223 94V95H222ZM231 94V93H230ZM236 94V93H235ZM257 95V93L255 92L254 93V95ZM259 94H260V92H259ZM150 95V94H149ZM152 95V94H151ZM164 95H161V96H164ZM180 95L181 96H183L184 97V102L182 101V99H181V101L182 102H180ZM203 95V94H202ZM255 95V97H257L258 98V100H256V98L255 97H253V102L257 105V104H259L260 106H262L263 104H264V98H261V97H264V95L262 96V95H258V96H256ZM17 96V95H16ZM49 96V95H48ZM90 96V95H89ZM154 96V97H155ZM164 96V97H165ZM196 96V97H197ZM201 96V95H200ZM233 96V95H232ZM231 96V97H232ZM235 96V95H234ZM18 97V96H17ZM165 97V98H166ZM174 97H175V99H174ZM193 97H194V99H193ZM202 97V96H201ZM222 97H221V100H222ZM228 97V96H227ZM236 97V96H235ZM234 97V99H236ZM9 98H11V96H9ZM2 99V100H0V233H4V231H5V229H8V228H11V231L12 232H14L15 233V235H11V234H4V235H0V264H80L79 262H78V258L80 257V251L79 250H81V251H84V253L85 252H87V251H85L87 248H89L90 247V245H89V243H92L93 244V242L91 241V242H89V243H84L85 245L84 246H82V247H80V248H70L69 247V245L67 244V243H69V242H72V241H63V243H62V240L60 241V243H62V244H60L59 243V237H58V239L57 238H53L52 236H48V237H46V238H44L43 236H44V234L46 233V230H47V228H48V226H50L51 227V225H49L50 224V222H47L45 219H43V218H38L37 216H36V214H34L32 211L31 212H29V211H27L26 210V204H25V202H26V200L28 201V198L30 197H26L22 192H20V190L19 191H17L16 190V188H14V186L12 185V184H14V182L16 183V181H18V180H20V176H22L23 177V175H24V178L26 177V176H28V175H31V173L33 172V170H36L35 168H37V166H38V164H37V161H38V163L40 162V161H44V162H47L48 163V161H52V159L54 158V156H53V152H51V150H49V149H52V147H54L56 144H58V142H60V141H62L61 140V137L63 138L64 136L66 137V135L68 136V134H73V138L74 139H76L75 141H74V139L72 138V141H74V142H72V144L75 146V147H72V148H74L75 149V153H77V154H83L84 152H86V151H88L87 149L89 148V149H91V145L93 144V142L95 141V139L96 138H94V139H91L90 140V138H88L87 136H89V135H86L85 137H82L83 135H85V134H87V132L86 131H82L81 129H83L82 128V123L80 124V126H81V129L79 130V129H71L70 127L72 126L71 124H69V123H72V121L71 120H69V119H67V120H69L70 122L68 123V121L66 120L63 124H60L59 122H61V121H54L53 119L51 120L50 118V120L48 119L47 121H44V123H40L38 126L36 125V126H34L35 125V123H32V121H35V120H33V119H35L34 118V116H30L29 115V110L31 111V107H29V106H25V104L24 105H18L17 103H15V105H17V106H14V102H12L11 100H12V98H14V96L11 98V100L10 99ZM19 98H20V96H19ZM35 98V97H34ZM44 98V97H43ZM100 98V97H99ZM98 98V99H99ZM156 98V97H155ZM197 98H200V97H197ZM229 98H230V96H229ZM252 98V97H251ZM1 99V98H0ZM97 99V100H98ZM160 100H162L161 99V97L159 98ZM195 99H196V101H195ZM204 99V98H203ZM202 99V100H203ZM233 99V98H232ZM13 100H15V99H13ZM16 100H19V99H16ZM96 100V101H97ZM165 100V99H164ZM172 100H174V101H172ZM202 100H200V101H202ZM220 100V99H219ZM251 100V99H250ZM256 102H255V101ZM260 100H262L261 101V103H259L260 102ZM42 101H44V100H42ZM53 101V100H52ZM194 101H195V103H194ZM228 101V100H227ZM226 101V102H227ZM232 100H230V102H231ZM238 101H240V99L238 100H236V103L238 102ZM18 102H21V100L20 101H18ZM169 102V101H168ZM220 102V101H219ZM229 102V101H228ZM241 102V101H240ZM258 102V103H257ZM23 103V102H22ZM160 103H162V102H160ZM165 103H167V102H165ZM232 103H234V100L232 101ZM11 104H13V105H11ZM174 104V105H175ZM191 104V105H190ZM221 106H224V105H222L223 103H219ZM218 104V105H219ZM229 104H231V103H229ZM240 104V103H239ZM254 104V105H255ZM262 104V105H261ZM28 105V104H27ZM164 101H163V108H164ZM173 105V107L174 108H172V107H170V108H172V109H175L176 107ZM236 105V104H235ZM258 105V106H259ZM177 106V108L176 109H179L180 110V106H179V108H178V105H176ZM230 106H234V104L233 105H230ZM237 106V105H236ZM258 106H256V107H258ZM162 107V106H161ZM182 107H181V112H182ZM253 107V106H252ZM162 108V111L161 112H163L164 111V109H165V111H167L166 110V107L163 109ZM187 108V107H186ZM189 108H191V107H189ZM195 108V107H194ZM218 108H221L220 106H218ZM223 108V107H222ZM240 109H242L241 107H239ZM248 108V107H247ZM253 108H255V106L253 107ZM263 108V107H262ZM161 109V108H160ZM175 109V111H177L176 112V114L179 112L178 110H176ZM192 109V108H191ZM227 109H228V111H229V109L230 108H228L227 107ZM257 109V108H256ZM260 109V108H259ZM84 110V109H83ZM191 111L192 112V110H190V109H187V111ZM225 110H226V108H225ZM238 110V109H237ZM255 110V109H254ZM160 111V110H159ZM172 111H174V110H172ZM184 111V110H183ZM186 111V110H185ZM184 111V112H185ZM186 111V112H187ZM221 111V110H220ZM224 110H222L221 112H223ZM239 111V110H238ZM241 111V110H240ZM248 111V109L247 110H245L244 109V112H247ZM258 112H260V110H257ZM161 112H160V114L159 115H161ZM168 112V111H167ZM167 112H165L166 114H167ZM230 112V111H229ZM232 112V111H231ZM249 112V111H248ZM165 113L163 112V114H164V117H166L167 118V116L165 115ZM173 113V112H172ZM219 113V112H218ZM224 113H225V111H224ZM226 113H228L227 112V110H226ZM241 113V112H240ZM31 114V113H30ZM162 114V115H163ZM175 113H174V115H176ZM234 114H236V113H234ZM238 114V113H237ZM236 114V115H237ZM245 115H246V113H244ZM244 114H241V118H243V115ZM162 115H161V118H159V121L160 122H162V120L164 119V118H162ZM223 115V114H222ZM222 115L220 116V117H222ZM172 116V115H171ZM186 116V115H185ZM223 116H225L224 118L222 117V119L221 120H217V121H219L220 122V126H221V129H225V128H227V129H229L228 127H233V126H235L236 128H234V130L233 131H230V135H229V137L227 138V137H225V134H223V136H221V137H223V138H225L223 141L221 140V142L219 143V145H215L214 146V144L212 145H210V143L207 145H205V140H207L208 138H209V136H208V138H206L205 140H203L202 138H200L201 140V142H203V144L201 143V145H203V146H201L200 147V143H199V141H198V139H197V143H199L198 145H199V147H200V149H199V147H198V145H195L197 148L195 149V146H193V145H191L192 143L191 142H193L194 140H192V141H190V145L193 147H190V145H188L189 147L188 148H186L187 150L189 149V148H192V150H196V151H192V152H188V153H190V157H191V159H190V157H185L186 155L188 156L189 154H187V152H186V150H185V148L183 149V151H181V152H183L182 153V156H183V158L185 157V158H187L188 159V161H187V159H186V161H184V162H181V160L179 161V157H180V153H178V152H176V153H174L175 152V149L177 148H179V146L177 147L176 146V148H174V146L173 145H168V147L170 146V149L167 147V150H165L166 152H161V156L162 157H166L167 155L169 156H171V159L173 158V159H175L172 155H174V156H177L178 157V161H177V163H175V160H173V161H171V162H174V163H171V168L173 169V171H172V169H171V173H172V177H174L175 178V180H171V179H167V180H163L162 182H161V185H164L163 186V190H161L160 191V189H162V186L160 187V188H158V186H157V188H155L153 185H155V184H152L153 183V179H154V176L153 175H147V176H144V177H142L143 176V173L135 166V165H133V166H129L127 169H124V171H122L123 173L121 174V175H119V176H117V177H119V178H117L118 179V181L117 182H114L115 183V185L114 186H116V187H120L122 184H126L127 185V183L128 184H131L130 182H131V180H134V179H138L139 178V180L137 181V179H136V183L133 185V188H134V191L131 189V190H129L130 188H131V185H128L129 187H127L126 186V188H128V190H129V193L130 192H135L136 193V191H135V188L138 190V191H140L139 193H141V192H144L145 191V193L148 195L149 193L148 192H150V194L152 193V192H154L155 191V189H157V190H159L158 192H160V193H163V195H167V198H168V195L169 194H176V196H181V197H186L187 199L186 200H188L189 198H193V199H197V200H199L200 201V203H203V204H205L206 206H208V205H214V211H215V214H214V216L215 217H213L212 215H213V213L214 212H212L211 210H210V212L212 213V215H211V213H209L211 216H212V219H210V215H209V217H208V220L205 222V224L202 226V227H200L199 225H198V223H197V225L200 227V228H197V227H194L192 224H189V228H185V225H184V228L188 231V233H187V236H189V237H194L195 238V236L197 237V240L196 239H194L195 241H194V243H193V247L194 246H196V252H199L200 253V256L199 257H201V263L202 264H239V262H238V260L241 258L240 256V258H237V256H235V253H233L232 251H231V246L232 245H234L233 243H235L236 242V239H238V238H236V237H238V235H237V233L239 232V230H236L235 228H238V227H235L236 226V224L238 225L239 223H236V221L238 222H241V224L244 226V224H245V228L244 227H242V228H244V230H245V232H247L248 234H247V238L248 239H246L247 241H249L248 243H250V245L252 246H250V250L248 251L247 250V252H248V254L246 253V251H245V253L247 254V257L246 258H244L245 260L244 261H250V260H252V261H254V263H257V264H261V260L263 259L262 258V256L263 255H261L262 253H260V252H262L259 248H261V246L259 245V247H258V245H257V239L258 240H260V238H258V236H257V234H259V231H257L256 232V230H255V228L256 227H252V225L254 224H256L257 222H260V219L264 222V120L262 121L261 119H257V121H255V122H249L248 120H246L247 119V117L245 118V122H241L240 121V123H237V122H235V120L237 121V119L239 118H237V116L236 117H234V116H232V113H228L227 115H223ZM159 117V116H158ZM158 117H157V119H158ZM245 117V116H244ZM36 118H37V116H36ZM165 118V119H166ZM184 118V117H183ZM234 118H235V120H234ZM259 118V117H258ZM180 119H182L181 117H180ZM240 119V118H239ZM60 120V119H59ZM158 120H157V122H159ZM171 121V120H170ZM170 121L167 123V124H169L170 123ZM180 121V120H179ZM239 121V120H238ZM254 121V120H253ZM164 122V125H165V123L167 122V120L166 121H163ZM162 122V123H163ZM194 122H195V119H194ZM218 122V123H219ZM222 122V123H221ZM84 123V122H83ZM181 123H183V120H181ZM198 122L196 121V124H197ZM74 124V123H73ZM78 123H76V125H77ZM94 124H96V123H94ZM113 124V123H112ZM117 124V123H116ZM115 124V125H116ZM157 124V123H156ZM159 124H161V123H159ZM172 124V123H171ZM178 124H180L179 122H178ZM184 124V123H183ZM183 124H181V125H183ZM199 124H201V123H199ZM114 124H113V126H112V128H110L111 130L113 129V131H114V126H115ZM118 125V124H117ZM124 125V124H123ZM128 125V124H127ZM127 125H124V127H116V129H115V131L110 135V136H108V135H106V136H104V138L105 137H107V138H98V139H100V140H98V146L96 147V149H94V153H95V158H94V160L92 161V163H91V167L92 168H90L89 170L91 171V175L93 174V177L94 176H97L98 175V172L100 171V168L102 169L103 167H108L109 165H111V159H109L106 155L107 154H109V153H104V152H100V148L102 149L103 147H105L106 146V148L107 147H109L110 145H113L114 144V142H116V141H118V142H116V143H119V141L121 142V140L122 139H124L125 137L126 138H128L129 140H131V143H132V141H133V143H134V141H135V138H137V135H136V132H138V131H136L135 129H137L136 128V124L134 125L133 124V126H132V124H130V126H127ZM173 125V124H172ZM192 125V124H191ZM194 125V124H193ZM198 125V124H197ZM202 125V124H201ZM201 125H199V127H201ZM217 125V124H216ZM246 127H245V126ZM74 126V125H73ZM72 126V127H73ZM120 126V125H119ZM121 126H122V124H121ZM150 126V125H149ZM148 126V127H149ZM184 126V125H183ZM183 126L182 127H180V129H182L183 128ZM244 128H246V129H244ZM75 127V126H74ZM95 127V126H94ZM97 127V126H96ZM95 127V128H96ZM114 127V128H113ZM194 127V126H193ZM198 127V126H197ZM218 127V126H217ZM78 128H79V126H78ZM89 128V127H88ZM185 128V127H184ZM183 128V129H184ZM202 128V127H201ZM244 129L245 131H246V133L244 134H241L240 135V133L242 132V129ZM86 129V128H85ZM106 129V128H105ZM108 129V128H107ZM110 129L107 131V132H109L110 131ZM220 129V130H221ZM233 129V128H232ZM94 130V129H93ZM96 130V129H95ZM98 130V129H97ZM138 130V129H137ZM171 130V129H170ZM199 130H201V129H199ZM218 130V129H217ZM176 131V130H175ZM244 131V132H245ZM90 132V131H89ZM100 132H102V130L100 131ZM111 132V131H110ZM173 132H174V130H173ZM194 132V131H193ZM227 132V131H226ZM226 132H224V133H226ZM240 132V133H239ZM84 133V134H83ZM92 133V132H91ZM102 133H104V132H102ZM175 133V132H174ZM223 133V132H222ZM221 133V134H222ZM81 134H83L82 136H80L79 138H78V136L79 135H81ZM94 134V133H93ZM99 134V133H98ZM108 134H110V133H108ZM94 135H97V134H94ZM103 135H105V133L103 134ZM139 135V134H138ZM197 135V134H196ZM91 136V135H90ZM95 137V136H94ZM97 137V136H96ZM99 137V136H98ZM101 137H103V136H101ZM113 137H116L115 139L113 138ZM204 137V136H203ZM218 137H220V136H218ZM219 138V139H222V138ZM213 138H214V136H213ZM212 139V138H211ZM211 139L209 140H207V141H209V142H211ZM218 139V138H217ZM218 139V140H219ZM69 140V139H68ZM67 140V141H68ZM71 140V139H70ZM88 140H90V141H88ZM127 140V139H126ZM128 140V141H129ZM203 140V141H202ZM66 141V142H67ZM136 141H137V139H136ZM214 141V140H213ZM216 141V140H215ZM106 142H108V143H106ZM122 142H123V140H122ZM56 143V144H55ZM70 143V142H69ZM137 143V142H136ZM196 142H195V144H197ZM208 143V142H207ZM215 143V142H214ZM165 144V143H164ZM184 144V143H183ZM40 145V146H39ZM70 145V144H69ZM107 145H109V146H107ZM181 145H182V143H181ZM39 146V147H38ZM57 146V145H56ZM185 146V145H184ZM214 146V147H213ZM159 147V146H158ZM163 147V146H162ZM174 148V149H172V148ZM44 149L45 151H43V152H45L43 155V157H42V154H41V156L38 158L36 155H37V153H36V155L34 154L35 152H33V151H35V150H39V149ZM84 148L86 149V151H84ZM182 148V147H181ZM180 148V149H181ZM42 149V150H43ZM71 149V148H70ZM104 149V148H103ZM156 149H158L157 147H156ZM160 149V148H159ZM169 149V150H168ZM73 150V149H72ZM106 150V149H105ZM112 150V149H111ZM161 150H163V149H161ZM190 150V149H189ZM102 151V150H101ZM107 151H109V150H107ZM112 151H115V149L114 150H112ZM112 151H110V152H112ZM139 151H141V150H139ZM106 152V151H105ZM157 153H158V151H156ZM184 152H186V154L184 153ZM87 153V152H86ZM115 153V152H114ZM120 153V152H119ZM142 153V152H141ZM172 153H174V154H172ZM33 154L37 157H34L33 156ZM73 154H74V150H73ZM106 154V155H105ZM112 155H113V153H111ZM110 154V155H111ZM172 154V155H171ZM179 156H178V155ZM185 156H184V155ZM76 155V154H75ZM110 155H108V156H110ZM192 155V156H191ZM114 156V155H113ZM167 156V157H168ZM82 157H83V155H82ZM86 156H84L83 158H85ZM87 157H89L88 156V153H87ZM122 157V156H121ZM166 157V158H167ZM117 158V157H116ZM118 158H120L119 156H118ZM130 158V157H129ZM86 159H88V158H86ZM131 159V158H130ZM129 159V160H130ZM161 159H163V158H161ZM168 159V158H167ZM177 159V158H176ZM180 159H182L181 157H180ZM84 160V159H83ZM90 160V159H89ZM115 160V159H114ZM118 161H122L121 163H124L125 161H123V160H119V159H117ZM116 160V161H117ZM129 160H127V162H129ZM170 160V159H169ZM190 160V161H189ZM114 162L113 161V163H114V165H111L109 168L111 169H113L114 170V166H116V168H118V165H119V167H120V164H119V162L117 163V162ZM51 163V162H50ZM50 163H48V164H50ZM83 163V162H82ZM87 163V162H86ZM89 163V162H88ZM37 164V165H36ZM41 164V163H40ZM47 164V165H48ZM123 165V164H122ZM121 165V166H122ZM89 166V167H90ZM125 167V166H124ZM144 167V166H143ZM198 168V170H197V168ZM170 169H169V171H170ZM72 170H75V168H72ZM97 170H99V171H97ZM85 171H87V170H85ZM106 171V170H105ZM115 171V170H114ZM52 172H54V171H52ZM56 172L57 171H55V174H56ZM59 172V171H58ZM81 172V171H80ZM107 172V171H106ZM106 172H104V174L106 173ZM34 173V172H33ZM40 173V172H39ZM82 173V172H81ZM86 173V172H85ZM84 172H83V176H81V177H85L84 176V174H85ZM97 173V174H96ZM136 173V174H135ZM47 174V173H46ZM87 174V173H86ZM103 174V175H104ZM52 175H53V173H52ZM101 175H102V172H101ZM100 176V173H99V175H98V177ZM170 176V177H171ZM95 178V177H94ZM97 178V177H96ZM74 179V178H73ZM108 179V178H107ZM113 179V178H112ZM129 179H131V180H129ZM25 180V179H24ZM65 180V179H64ZM111 180V179H110ZM78 181H79V179H78ZM99 181V180H98ZM101 181V180H100ZM129 181V182H128ZM18 183V182H17ZM100 183V182H99ZM105 183V182H104ZM19 184V183H18ZM132 184H133V182H132ZM95 185V184H94ZM107 185H108V183H107ZM19 186V185H18ZM100 186L101 185H99V188H100ZM111 186V185H110ZM156 186V185H155ZM105 187V186H104ZM108 188V190H109V186H107ZM116 187L114 188V190L116 189ZM122 187V186H121ZM151 189H153L152 187H154V191H149V189L150 188ZM18 188V187H17ZM105 189H106V187H105ZM110 189H112V188H110ZM145 189V190H144ZM123 190V189H122ZM121 190V191H122ZM148 192H147V191ZM95 191H96V188H95ZM116 191H119V189L117 190L116 189ZM120 191V192H121ZM101 192V191H100ZM123 193L125 192V190H123L122 191ZM122 192L119 194V192H113L112 191V193H113V195L116 193H118V198H119V196L120 195H122ZM155 192H157V191H155ZM155 192H154V194H155ZM26 193V192H25ZM86 193V192H85ZM106 193H108L107 191H106ZM111 193V192H110ZM109 193V194H110ZM129 193L127 192V193H125V194H123L122 196L123 197H128L129 196ZM138 193V192H137ZM139 193H138V196H139ZM164 193H166V194H164ZM100 194H102V193H100ZM126 194H128V195H126ZM144 193H142V195H143ZM149 194V195H150ZM177 194H179V195H177ZM131 195V194H130ZM137 195V194H136ZM141 195V194H140ZM148 195V196H149ZM103 196V195H102ZM104 196H106V194L104 195ZM112 196V195H111ZM117 196H116V198H117ZM144 196H145V194H144ZM151 196V195H150ZM172 195H169V197H171ZM175 196V197H176ZM106 197H108V198H111L110 196H106ZM114 197H115V195H114ZM131 197H132V195H131ZM133 197H136L135 195H133ZM132 197V198H133ZM143 197V196H142ZM31 198V197H30ZM132 198H128V199H132ZM138 198V197H137ZM144 198V197H143ZM178 198V197H177ZM120 199V198H119ZM127 199V200H128ZM134 199V198H133ZM138 199H140V198H138ZM142 199V198H141ZM165 199H166V197H165ZM80 200V199H79ZM91 200H93L94 201V199H91ZM99 200V202H100V200H102V198L101 199H98ZM105 200H107L108 201V199H105ZM104 200V201H105ZM110 200V199H109ZM111 200H113L114 202H115V200L113 199V198H111ZM135 200L137 201V199L135 198ZM135 200H133V201H135ZM156 200V199H155ZM185 200V201H186ZM83 201V200H82ZM95 201H96V199H95ZM103 201V202H104ZM117 201V200H116ZM124 201H126V200H124ZM176 201H177V199H176ZM175 201V202H176ZM193 201V200H192ZM33 202V201H32ZM35 202H39V200H37V198H36V200H35ZM34 202V203H35ZM86 202V201H85ZM98 201H96V203H97ZM109 202V201H108ZM108 202H105V203H108ZM111 202V201H110ZM150 202V201H149ZM159 202V201H158ZM175 202H171L172 203V205H174V204H176ZM181 202H183V200L181 201ZM87 203V202H86ZM113 203V202H112ZM154 203V202H153ZM156 203V202H155ZM73 206H74V208L73 209H76L75 208V206L78 208V206L80 205V203L77 205V204H72ZM82 205V204H81ZM93 205V204H92ZM102 205V204H101ZM107 205V204H106ZM115 205V204H114ZM143 205V204H142ZM151 205V204H150ZM171 205V204H170ZM169 204H168V206H170ZM99 206V205H98ZM97 206V208H95V209H97L98 211H101L102 212V210H105V211H109L108 209H105V206L103 207V208H99ZM122 206V205H121ZM82 208H83V206H81ZM85 207H88V206H85ZM108 208H109V206H107ZM106 207V208H107ZM111 207H112V205H111ZM138 207V206H137ZM149 207V206H148ZM167 207V206H166ZM80 208V207H79ZM90 208V207H89ZM93 208V207H92ZM112 208H114V207H112ZM146 208H147V206H146ZM154 208V207H153ZM164 209H165V207H163ZM200 208H202V207H200ZM199 208V209H200ZM110 209V208H109ZM117 209V208H116ZM115 208H114V212H115V210H116ZM119 209V208H118ZM195 209V208H194ZM203 209V208H202ZM205 209V208H204ZM83 209H81V211H82ZM84 210H85V208H84ZM83 210V211H84ZM89 210H91V209H88V208H86V210L85 211H87L89 214L91 213ZM93 210V209H92ZM91 210V211H92ZM158 210H160V209H158ZM74 211H76V212H74ZM73 212H74V214H73V212L71 211V213L73 214V215H75V213H76V215L74 216V218L73 219H77L79 216H81V215H83L84 213H83V211L81 212V213H83V214H81V215H78V211L77 210H74ZM84 211V212H85ZM93 211H95V210H93ZM104 211V212H105ZM148 211V210H147ZM151 211V210H150ZM149 211V212H150ZM156 211V210H155ZM162 211V210H161ZM161 211H159V212H161ZM195 212H196V210H194ZM201 211V210H200ZM68 212H70V211H68ZM97 212V211H96ZM100 212V213H101ZM153 212V211H152ZM157 212V211H156ZM190 212V211H189ZM188 212V213H189ZM193 212V211H192ZM195 212H193V213H195ZM71 213H69V214H71ZM79 213H80V210H79ZM86 213V212H85ZM88 213H86L87 215H88ZM109 213V212H108ZM118 213V212H117ZM200 213V212H199ZM93 214V213H92ZM101 214H103V213H101ZM112 214V211H111V213H110V215ZM132 214V213H131ZM145 214V213H144ZM153 214V213H152ZM197 214V213H196ZM196 214H194V216H196ZM201 214V213H200ZM78 215V216H77ZM110 215L109 216H101V217H105V218H103V222L101 223V222H99V223H101L102 225L100 226V227H103L104 226V228H105V230L106 229H108V225H106L107 223H108V221H107V223H105V221L110 217ZM116 215V214H115ZM119 215V214H118ZM120 215H121V213H120ZM123 215V214H122ZM134 215V214H133ZM154 215V214H153ZM152 215V216H153ZM157 215V214H156ZM155 215V216H156ZM159 215V214H158ZM188 215V214H187ZM192 215V214H191ZM134 216H136V214L134 215ZM179 215H177V217H178ZM205 216V215H204ZM77 217V218H76ZM108 217V218H107ZM114 217V216H113ZM113 217H110L109 219L110 220H114L115 222L117 221V219L116 218H113ZM115 217H117V216H115ZM130 217V216H129ZM141 217V216H140ZM154 217V216H153ZM187 217V216H186ZM190 217V216H189ZM119 216H118V223H119ZM137 218V217H136ZM142 218V217H141ZM147 218V217H146ZM152 218V217H151ZM182 218V217H181ZM104 219H106V220H104ZM108 219V220H109ZM116 219V220H115ZM125 219V218H124ZM130 219H131V217H130ZM149 219V218H148ZM176 219V218H175ZM175 219H174V221H175ZM200 219H202V217H200ZM101 220V219H100ZM99 220V221H100ZM109 220V221H110ZM138 220H140V219H138ZM137 220V221H138ZM177 220H178V218H177ZM192 220V219H191ZM57 221V220H56ZM74 221V220H73ZM76 221V220H75ZM78 221V220H77ZM111 221V223L112 224H114V222H112ZM122 221V220H121ZM131 220H129V222H130ZM143 221V220H142ZM194 221V219L192 220V223H194L193 222ZM205 221V220H204ZM126 222V223H125ZM53 223H55L56 224V222H53ZM53 223H51V224H53ZM110 222L108 223L109 225L111 224ZM123 223H125V224H127V220L125 221L124 220V222H122L121 224H123ZM140 223H141V221H140ZM139 223V224H140ZM172 223V222H171ZM187 223H189L188 221H187ZM202 223V222H201ZM253 223V224H252ZM116 224V223H115ZM114 224V225H115ZM121 224H119L120 226H121ZM175 224V223H174ZM195 224H196V222H195ZM241 224H239L240 226H241ZM62 225L63 224H61V227L59 226V228H62ZM106 225V226H105ZM118 225V224H117ZM116 225V226H117ZM118 225V226H119ZM124 225V224H123ZM122 225V226H123ZM141 225V224H140ZM168 225V224H167ZM173 225V224H172ZM177 225V224H176ZM181 225H183V224H181ZM188 225V224H187ZM253 225V226H254ZM263 225H264V223H263ZM57 226V225H56ZM113 226V225H112ZM118 226L117 227H115V228H117V231H120V230H122V229H120V228H118ZM128 226H131V225H128ZM137 226V225H136ZM178 226V225H177ZM193 227V228H190V227ZM258 226H259V224H258ZM110 227V226H109ZM114 227V226H113ZM112 227V228H113ZM125 227H127V226H125ZM139 227V226H138ZM142 227V226H141ZM141 227H139V228H141ZM181 227V226H180ZM263 227V226H262ZM64 228V227H63ZM103 228V229H104ZM114 228V229H115ZM124 228V227H123ZM168 228V227H167ZM166 228V229H167ZM183 228V227H182ZM183 228V229H184ZM241 228V227H240ZM240 228H238V229H240ZM259 228V227H258ZM264 228V227H263ZM262 228V229H263ZM100 229V228H99ZM120 229V230H119ZM144 229V228H143ZM142 228L141 229H139L140 230V233H139V231H138V229H136L137 230V232L139 233V235H138V233L137 232H135L134 234L136 235H138V236H140V234L141 233H143L142 232V230H143ZM165 229V230H166ZM189 229V230H188ZM257 229V228H256ZM101 230H102V228H101ZM109 230V229H108ZM124 230V229H123ZM129 230V229H128ZM127 230V231H128ZM132 230H134V229H132ZM172 230H174V229H172ZM241 230V229H240ZM264 230V229H263ZM116 231V232H117ZM135 231V230H134ZM145 231V230H144ZM170 231V230H169ZM175 231H177V230H175ZM243 231V230H242ZM262 231V230H261ZM103 232H108V231H103ZM122 231H120V233H121ZM130 232V231H129ZM128 232V233H129ZM132 232V231H131ZM171 232V231H170ZM26 233H30V235H25ZM101 233V232H100ZM112 234H113V232H111ZM164 233V232H163ZM165 233H167V232H165ZM172 233V232H171ZM261 233V232H260ZM124 234V233H123ZM146 234V233H145ZM154 234H156L155 232H154ZM122 235V234H121ZM131 235V234H130ZM129 235V236H130ZM159 235V234H158ZM174 235V234H173ZM262 236H263V238H264V231H263V233L261 234ZM260 235V236H261ZM114 236V235H113ZM127 236V235H126ZM134 236V235H133ZM170 236V235H169ZM186 236V235H185ZM186 236V237H187ZM124 237V236H123ZM134 237H136V236H134ZM160 237V236H159ZM163 237V236H162ZM180 237H181V235H180ZM122 238V237H121ZM148 238V237H147ZM164 238V237H163ZM166 238H168V237H166ZM175 238V237H174ZM183 238V237H182ZM245 238V237H244ZM262 238V239H263ZM146 239V238H145ZM149 239V238H148ZM151 239V238H150ZM149 239V244L147 243V247H149L148 245H150V243H153V240H150ZM157 239V238H156ZM176 239V238H175ZM178 239V238H177ZM193 239V238H192ZM242 239V238H241ZM89 240V239H88ZM147 240V239H146ZM157 240H159V239H157ZM156 240V241H157ZM189 240H190V238H189ZM124 241V240H123ZM126 241V240H125ZM136 241V240H135ZM148 241V240H147ZM151 241V242H150ZM156 241H155V247L153 246L154 244H151L152 246H153V248H155L154 250H153V248H150L151 247V245H150V247H149V249H151V250H149L148 248H147V250H145V248L143 247V245H141V244H138V246H140V248L139 249H137V251H134V252H138V250H140L138 253H137V256L138 257H134L133 255V258H135V259H137L138 258V260H137V262L139 261V263H140V261H142L143 262V260L145 259H147L148 258V256H147V254L148 255H151V259H150V261H152V263L151 264H157V263H160V264H163L162 262L165 260L164 258H165V254L163 253L164 251H165V248L167 249L168 247V245H164L165 246V248H164V246L162 245V247L164 248V251L162 252V251H160V249H161V244H158V243H156ZM163 241V240H162ZM171 241V240H170ZM240 241V240H239ZM263 241H264V239H263ZM127 242V241H126ZM125 242V243H126ZM142 242V241H141ZM158 242V241H157ZM176 243H177V241H175ZM187 242V241H186ZM192 242V241H191ZM74 243V242H73ZM98 243V242H97ZM188 243V242H187ZM70 244V243H69ZM88 244V245H87ZM92 244H91V247H92ZM159 245V247L158 248H160V249H156V246H158ZM172 244H174V243H172ZM171 244V245H172ZM259 244V243H258ZM261 244V243H260ZM72 245V244H71ZM94 245V244H93ZM248 245V244H247ZM146 246V245H145ZM184 247H186L185 246V244L183 245ZM189 246V245H188ZM191 246V245H190ZM237 246V245H236ZM236 246H234V248H237ZM241 246V245H240ZM244 246V245H243ZM246 246V245H245ZM249 246V245H248ZM90 247V248H91ZM125 247V246H124ZM130 247V246H129ZM141 247H142V249H141ZM182 247V246H181ZM233 247V246H232ZM247 247V246H246ZM89 248V249H90ZM94 248V247H93ZM131 248H132V246H131ZM138 248V247H137ZM163 248L161 249V250H163ZM169 248H171V247H169ZM174 248V247H173ZM175 248H177V247H175ZM191 249H193L192 247H190ZM195 248V247H194ZM239 248H241V247H239ZM95 249H96V247H95ZM129 249V248H128ZM179 249H181V250H183V249H185L186 250V248H179ZM191 249H189L190 251H191ZM242 249V248H241ZM245 249V248H244ZM88 250V249H87ZM125 249H123V251H124ZM132 250H136V248H133ZM131 250V251H132ZM141 250H145L144 252L146 253V255L141 251ZM170 250H175V249H167V251L169 252ZM232 250H233V248H232ZM239 250V249H238ZM243 250V249H242ZM91 251V250H90ZM149 251H151V253H147V252ZM176 251H178L177 249H176ZM184 251V250H183ZM182 251V252H183ZM188 251V250H187ZM235 251H237V250H235ZM121 252V251H120ZM125 252V254L127 253V250L126 251H124ZM129 252V251H128ZM172 252H174V251H170V253H171V255H172ZM191 252H193V250L191 251ZM77 253H80L79 255L77 254ZM83 253V252H82ZM83 253V254H84ZM97 253V252H96ZM165 253H166V251H165ZM170 253H167V254H170ZM181 253V252H180ZM179 253V254H180ZM195 253V252H194ZM241 253V252H240ZM244 253V254H245ZM83 254H81V255H83ZM119 254V253H118ZM123 254V253H122ZM133 254H136V253H133ZM174 254H177V253H175L174 252ZM179 254H177V256L179 255ZM186 254V253H185ZM188 254V253H187ZM85 255H86V253H85ZM88 255V254H87ZM94 255H96V254H94ZM114 255V254H113ZM112 255V256H113ZM146 257H144V256ZM153 255V256H152ZM171 255H169V256H171ZM181 255V254H180ZM192 255V254H191ZM196 255V254H195ZM236 255H237V253H236ZM92 257H93V255H91ZM116 256V255H115ZM114 256V257H115ZM120 256V255H119ZM132 256H131V258H132ZM168 256V255H167ZM173 256V255H172ZM176 256V255H175ZM186 256V255H185ZM261 256V257H260ZM86 257V256H85ZM111 257V256H110ZM110 257H108V258H110ZM124 257H125V255H124ZM121 258V259H119V260H122V259H125V258ZM140 257V258H139ZM141 257H143V258H141ZM188 257H189V255H188ZM198 257V258H199ZM87 258V257H86ZM95 258H97L96 256H95ZM108 258H106L107 260H105V261H103L104 262V264H116L117 262L114 260L115 258H111L110 260L108 259ZM116 258H118V257H116ZM120 258V257H119ZM177 258V257H176ZM190 258V257H189ZM192 258V257H191ZM194 258V257H193ZM243 258V257H242ZM241 258V259H242ZM262 258V259H261ZM84 259V258H83ZM105 259V258H104ZM134 259V260H135ZM140 259V260H139ZM141 259H143V260H141ZM167 259H169L168 257H167ZM167 259L164 261V262H166L167 261ZM183 259V258H182ZM184 259H185V257H184ZM250 259V260H249ZM91 261V257L90 258H88L86 261H84L85 262V264L88 262V261ZM93 260V259H92ZM118 260V259H117ZM126 260H129V258L128 259H125V261ZM131 260V264H133L132 263V260L133 259H130ZM129 260V261H130ZM186 260V259H185ZM190 260V259H189ZM199 260V261H200ZM99 260H97V262H98ZM122 261H124V260H122ZM129 261H127L128 263H129ZM170 261H171V258H170ZM179 261L180 262H182L181 260H180V258H179ZM188 261V260H187ZM186 261V262H187ZM243 261V260H242ZM243 261V262H244ZM81 262V261H80ZM118 262H120V261H118ZM127 262H126V264H127ZM141 262V263H142ZM145 262H147V261H145ZM148 262H149V259H148ZM155 262V263H154ZM174 262V261H173ZM183 262H185V261H183ZM196 262V261H195ZM251 262V261H250ZM93 263V262H92ZM91 263V264H92ZM179 263V262H178ZM190 263H192L191 261H190ZM190 263H188V264H190ZM245 263V262H244ZM88 264H89V262H88ZM99 264V263H98ZM101 264H103V263H101ZM122 264H124V263H122ZM130 264V263H129ZM173 264V263H172ZM247 264V263H246ZM250 264V263H249ZM263 264V263H262Z\"/></svg>","mask_w":264,"mask_h":264},{"label":"snow or ice","instance_id":"3","mask_svg":"<svg viewBox=\"0 0 264 264\" xmlns=\"http://www.w3.org/2000/svg\"><path fill=\"white\" fill-rule=\"evenodd\" d=\"M4 234L15 235V233L11 231V228L5 229L4 233H0V235H4ZM25 235H30V233H26Z\"/></svg>","mask_w":264,"mask_h":264}]
</instances>
